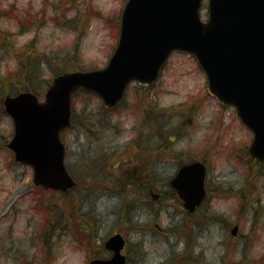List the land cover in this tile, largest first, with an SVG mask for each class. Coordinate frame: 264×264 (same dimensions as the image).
I'll return each instance as SVG.
<instances>
[{
    "label": "rangeland",
    "instance_id": "rangeland-1",
    "mask_svg": "<svg viewBox=\"0 0 264 264\" xmlns=\"http://www.w3.org/2000/svg\"><path fill=\"white\" fill-rule=\"evenodd\" d=\"M127 1L0 0V264H89L111 256L105 242L118 232L129 264H264V165L250 160L253 134L209 93L192 55L173 53L154 86L134 83L111 114L98 96L77 94L63 140L78 187L67 193L35 186L7 147L5 96L26 83L43 101L63 70L104 68ZM155 134L153 172L141 170L136 138L154 149ZM195 160L207 164L211 193L189 216L170 180Z\"/></svg>",
    "mask_w": 264,
    "mask_h": 264
},
{
    "label": "water",
    "instance_id": "water-1",
    "mask_svg": "<svg viewBox=\"0 0 264 264\" xmlns=\"http://www.w3.org/2000/svg\"><path fill=\"white\" fill-rule=\"evenodd\" d=\"M208 1L209 18L201 9ZM192 54L205 71L209 91L253 132L249 154L264 162V0H128L118 46L103 69L57 76L41 103L37 95L7 96L6 112L15 133L8 147L17 162L33 168L34 182L67 191L75 185L65 166L61 133L71 125L72 97L80 89L96 93L106 107H116L134 81L153 84L171 53ZM206 166H183L172 187L194 212L206 196ZM238 226L232 233L237 234ZM111 259L91 264H126L121 234L106 243Z\"/></svg>",
    "mask_w": 264,
    "mask_h": 264
},
{
    "label": "flooded vegetation",
    "instance_id": "flooded-vegetation-1",
    "mask_svg": "<svg viewBox=\"0 0 264 264\" xmlns=\"http://www.w3.org/2000/svg\"><path fill=\"white\" fill-rule=\"evenodd\" d=\"M146 111H149V110H147L148 108L146 107V108H144ZM154 137H155V139H154V149L151 147V149L150 148H145L144 147V143H143V139H142V136L141 135H139L137 138H136V140H137V143H135V144H137V146H138V148H140V149H138V153L136 154V159H137V161L139 162H141V164L138 166V168H141V170L142 169H144V170H146V171H152L153 170V167L155 166V164L153 165L152 164V159H154V158H157V157H153V152L156 154V152H158V144L156 143V141H157V135L155 134V135H153ZM158 136H160V135H158ZM166 140H170L171 142H173V140H172V137H168V138H166L165 139V141ZM151 141H153V139H151ZM162 144H163V142H161L160 143V149H161V147H162ZM139 146H141V147H139ZM155 146H157V148L155 147ZM160 149H159V151H160ZM161 150H163V149H161ZM156 156V155H155ZM149 165V166H148ZM153 172V171H152ZM150 173V172H149ZM152 176V175H151ZM146 177V176H145ZM153 177V176H152ZM142 179V178H141ZM148 180H152V179H148ZM153 183V182H152ZM152 183H150V187H149V189H151V187L152 188H154V186H152ZM206 188H207V198L209 197V193H211L210 191H211V189L208 187V185H207V182H206ZM149 192L153 195V192H152V190H149ZM160 198V194L157 196V199H159ZM127 246H128V243H127V245H126V247H125V249H124V251H123V253L126 255V257H127V264H129V257H128V253H127ZM107 250V249H106ZM110 252V251H109ZM111 253V256L113 255V253L112 252H110ZM110 256V257H111ZM109 257V258H110ZM95 259V258H94ZM104 259H107V258H104Z\"/></svg>",
    "mask_w": 264,
    "mask_h": 264
},
{
    "label": "trees",
    "instance_id": "trees-1",
    "mask_svg": "<svg viewBox=\"0 0 264 264\" xmlns=\"http://www.w3.org/2000/svg\"><path fill=\"white\" fill-rule=\"evenodd\" d=\"M19 64L21 66V69H23V74L21 75L22 78H26V77H29V71H30V64L31 62L26 59L24 56H23V52L19 54ZM23 87L20 88L19 90H32V87L29 86L28 84L24 83V85H22ZM78 94V93H77ZM77 94L75 95V97L77 96Z\"/></svg>",
    "mask_w": 264,
    "mask_h": 264
}]
</instances>
